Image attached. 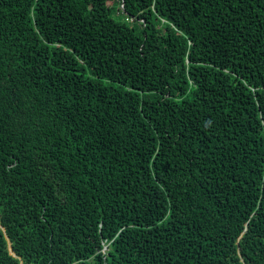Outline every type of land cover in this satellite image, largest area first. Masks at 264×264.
<instances>
[{
	"label": "trees",
	"instance_id": "obj_1",
	"mask_svg": "<svg viewBox=\"0 0 264 264\" xmlns=\"http://www.w3.org/2000/svg\"><path fill=\"white\" fill-rule=\"evenodd\" d=\"M0 264H264V0H0Z\"/></svg>",
	"mask_w": 264,
	"mask_h": 264
}]
</instances>
